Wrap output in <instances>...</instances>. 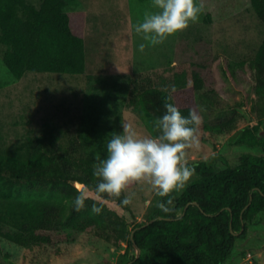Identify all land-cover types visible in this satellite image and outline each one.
<instances>
[{
  "label": "trees",
  "instance_id": "trees-1",
  "mask_svg": "<svg viewBox=\"0 0 264 264\" xmlns=\"http://www.w3.org/2000/svg\"><path fill=\"white\" fill-rule=\"evenodd\" d=\"M75 0H0V45L2 62L15 79L27 74L80 76L86 69V46L81 34L71 25L66 9ZM264 25V0H249ZM257 80L256 94L264 93V37L248 62ZM124 105L137 115L138 124L151 136L157 135L154 122L165 114V104L176 106L185 117L192 111L180 100L185 91L213 103L211 89L192 64L182 63L158 70L135 73L127 80ZM72 132L71 118L62 123L45 118L38 132L27 131L7 143L0 128V233L17 241L33 238L35 243H50V233L65 228L89 232L114 247L123 242L134 249L123 264H224L236 239L246 234V223L264 210V140L256 134L258 122L232 138L234 144H260L263 154H243L231 166L216 169L211 159L188 164L196 177L180 192H173L171 211L165 212L157 198L146 222L130 226L123 216L108 206L119 199L105 195L85 201L83 210L73 209L79 182L94 188L95 157H106L111 138L96 140V118ZM102 207L100 214L92 205ZM132 236V237H131ZM3 264V263H0Z\"/></svg>",
  "mask_w": 264,
  "mask_h": 264
},
{
  "label": "rangeland",
  "instance_id": "rangeland-1",
  "mask_svg": "<svg viewBox=\"0 0 264 264\" xmlns=\"http://www.w3.org/2000/svg\"><path fill=\"white\" fill-rule=\"evenodd\" d=\"M37 5L39 0H31ZM152 0H75L66 11L71 25L82 35L86 46V69L76 77L56 74H27L15 79L2 62L0 45V128L7 143L27 131L38 132L45 118L62 123L71 118L73 132L88 117L96 118V140L111 138L131 125L138 135L151 136L138 124V117L124 103L128 78L135 73L161 71L182 63L192 64L205 78L213 100L208 104L193 92L181 99L202 117L197 128L199 146L185 151L188 164L211 159L216 169L231 166L243 154H263L260 144H234L232 138L258 122L264 93L256 94L257 80L248 66L264 37L249 0H196L202 6L199 21L164 43L146 46L134 26L146 11H156ZM256 136L264 140V117ZM222 158V159H220ZM196 177L194 173L187 185ZM176 192V193H180ZM131 197L129 210L115 202L108 206L130 226L145 223L156 205L157 196L144 182L126 188ZM50 243L38 245L33 238L17 241L0 233V263L3 264H123L135 254L127 242L114 247L89 232L65 228L50 233ZM224 264H264V210L246 223V234L238 237Z\"/></svg>",
  "mask_w": 264,
  "mask_h": 264
},
{
  "label": "clouds",
  "instance_id": "clouds-1",
  "mask_svg": "<svg viewBox=\"0 0 264 264\" xmlns=\"http://www.w3.org/2000/svg\"><path fill=\"white\" fill-rule=\"evenodd\" d=\"M156 11H146L142 22L134 30L142 40L139 45L143 52L146 46L164 43L169 37L185 31L190 24L199 21L202 6L196 0H152ZM202 117L189 111L187 117L170 104H165V114L155 120V136H140L129 124L122 125V132L112 133L106 145V157H95L93 176L97 183L94 188L78 185V194L73 201L77 212L85 207V201L94 196L95 200L119 199L121 193L134 183L144 182L155 196L168 197L167 204L158 202L165 212L171 211L173 192L182 191L194 174L185 159L186 149L199 146L197 128ZM123 205L131 203V197L121 200ZM92 213L100 214L101 206L93 204Z\"/></svg>",
  "mask_w": 264,
  "mask_h": 264
},
{
  "label": "water",
  "instance_id": "water-1",
  "mask_svg": "<svg viewBox=\"0 0 264 264\" xmlns=\"http://www.w3.org/2000/svg\"><path fill=\"white\" fill-rule=\"evenodd\" d=\"M81 183H79V182H74L73 183V185L78 189V185H80ZM154 219H152V220H149L148 222H146L144 225H147L148 223H150V222H152ZM132 237V236H131Z\"/></svg>",
  "mask_w": 264,
  "mask_h": 264
}]
</instances>
